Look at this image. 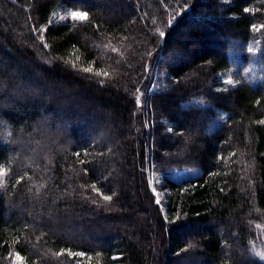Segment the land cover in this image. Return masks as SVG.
Returning <instances> with one entry per match:
<instances>
[{
    "label": "trees",
    "instance_id": "trees-1",
    "mask_svg": "<svg viewBox=\"0 0 264 264\" xmlns=\"http://www.w3.org/2000/svg\"><path fill=\"white\" fill-rule=\"evenodd\" d=\"M260 25L264 0H0V264H264Z\"/></svg>",
    "mask_w": 264,
    "mask_h": 264
},
{
    "label": "rangeland",
    "instance_id": "rangeland-1",
    "mask_svg": "<svg viewBox=\"0 0 264 264\" xmlns=\"http://www.w3.org/2000/svg\"><path fill=\"white\" fill-rule=\"evenodd\" d=\"M198 172L195 168H189V169H182L178 172H175L176 174L180 176H186V175H192ZM253 233L251 236H253V240L250 242V248H249V259L250 260H259L264 262V259H261V257L258 255V253L264 252V225L261 223V219H257V222L254 223Z\"/></svg>",
    "mask_w": 264,
    "mask_h": 264
},
{
    "label": "snow or ice",
    "instance_id": "snow-or-ice-1",
    "mask_svg": "<svg viewBox=\"0 0 264 264\" xmlns=\"http://www.w3.org/2000/svg\"><path fill=\"white\" fill-rule=\"evenodd\" d=\"M70 15H71V19H72L73 21H83V20H86V19L88 18V15H89V14H88L87 12H82V11H73V12H71ZM252 27H253L254 29L257 28L256 25H253ZM259 27H260V28H264V25H260ZM160 35H164V33H160ZM113 50L116 51L115 49H113ZM248 51L251 52V51H253V49H252V48H249ZM85 71L91 72V71H92V68H87V69H85ZM100 74H101V75H105V76L108 75V73L105 72V71H103V70H101ZM227 83H228V84H231V83H232L231 79H229V80L227 81ZM258 123H262V124H264V120L259 121ZM4 175H7V169L0 167V176H4ZM23 179H24L23 176H21V177L19 178V180H23ZM18 182H19V181H18ZM95 190H96L97 192H99V189H95ZM103 199L106 200V201H110V200H112V196L105 195V196L103 197ZM157 203H160V201L157 200ZM71 255H74V256H75V255L83 256L84 253H71ZM258 255L261 257V259H264V252H262V253H258ZM14 264H24V258L21 257L19 253H16V254H15V257H14Z\"/></svg>",
    "mask_w": 264,
    "mask_h": 264
}]
</instances>
